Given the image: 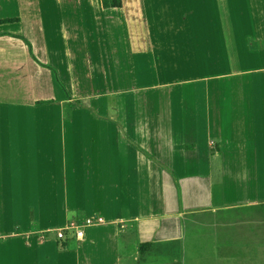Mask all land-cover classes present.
I'll return each instance as SVG.
<instances>
[{"label":"crops","instance_id":"0c3cea01","mask_svg":"<svg viewBox=\"0 0 264 264\" xmlns=\"http://www.w3.org/2000/svg\"><path fill=\"white\" fill-rule=\"evenodd\" d=\"M101 1L0 0V264L264 259V0Z\"/></svg>","mask_w":264,"mask_h":264},{"label":"rangeland","instance_id":"374dc122","mask_svg":"<svg viewBox=\"0 0 264 264\" xmlns=\"http://www.w3.org/2000/svg\"><path fill=\"white\" fill-rule=\"evenodd\" d=\"M62 1H63V5L64 6H67V7H69L71 4H73V5H76L77 4L78 5V3L75 2V0H62ZM229 1L230 0H221V6H220V10L221 11L223 10L224 12H228V13L229 12H237L239 14V17L240 18H241V15L242 14H245V12H252V11H255V10L258 11V9H259L260 12H262V3L261 2L253 3L252 1H250L249 3H247L246 0L243 1V2H241L240 0H234L233 2H235V3H231L230 4ZM175 4L176 3H174V5ZM233 4H234V7H231V9H230V6H232ZM132 6H134V5L133 4L131 5L130 10H133ZM209 6H210V4H206V7L207 8ZM207 12H209V11H207ZM242 17H243V15H242ZM210 20H212V19L209 18V21ZM130 21H131L132 26L135 27V29L137 28L139 30V27L142 28L141 22H140V24H138L135 18L132 19V20H130ZM161 21H162L161 22V25H164L165 24V20H161ZM181 21L178 22L177 20H175V24H174V28L175 29L176 28L177 29L178 28L179 29L182 28V29L185 30L186 24H182L181 25ZM196 21H198V22L197 23L195 22L193 24L192 23H189V27H186V28H189V30L191 32V35H193V36H196V34L199 33L198 30L200 28H202L201 27L202 25H200L201 24L200 22H202V21L201 20H196ZM151 22L154 23V19L151 20ZM171 24H170V26H171ZM154 25H156V22L154 23ZM205 25H208V24H205ZM208 26H206L205 29H204L205 30L204 32H205V34L207 36H209L208 35V33H209ZM157 27L158 26H156V28ZM165 31H166V29H165ZM155 33H157L156 35H162L158 31L155 32ZM182 33H183V31H181V32L178 31V37H176L174 39L176 42L180 41V37H181ZM200 34H201V32H200ZM165 36L171 38V37H174V36H177V35H175L174 33H171V31H170ZM153 37H155V36H153ZM137 40H138V42L140 44H144V42H145V35H144V32H143V28H142L141 37L139 39H137ZM159 41H161V40L159 39ZM172 55H173V58L174 59L182 60V58H179V56L181 55V51L176 50L175 52H172ZM175 61H177V60H175ZM197 75H198L197 72H192V74H190V76H193V77H195ZM0 78L3 79L1 76H0ZM0 87L5 88V87H7V85L4 82L3 83L1 82ZM2 88H0V92H1ZM89 103H90L89 101L88 102L85 101L84 103H82V107H79V108H85L83 110H86V111L90 112L91 106L89 105ZM68 104L69 105H73V106H77L76 105L77 102L76 103L70 102ZM63 105H65V104H63ZM63 117H66V115H64ZM57 122L58 123H61V117L57 120ZM254 218H258V216L255 215ZM206 229L209 230L211 228H206ZM212 229H213V232H214L215 231V228L212 227ZM190 230L191 231L189 233V236L187 235V237H186L183 245L181 246V253H182L181 254V264H198V254H197V246H198V243H197V240H198L199 234L203 236L204 233H205V231L203 230V228H200L198 230V232H197V222H196V220H194V224L191 226V229ZM191 238L193 239L194 242H192ZM260 244H261L260 245V248H259L260 254L258 253V250H256V253L255 254H259L261 256H264V236H262V238L260 240ZM148 256H147V258H144V261H142V263L141 262L139 263L137 261V264H147V262L150 259V258H148ZM253 257L256 258L255 255ZM225 264H228V263L225 262ZM254 264H264V259L257 258L254 261Z\"/></svg>","mask_w":264,"mask_h":264},{"label":"trees","instance_id":"16d2710c","mask_svg":"<svg viewBox=\"0 0 264 264\" xmlns=\"http://www.w3.org/2000/svg\"><path fill=\"white\" fill-rule=\"evenodd\" d=\"M101 6L103 9H118L122 7V0H102ZM78 107H82L81 103L77 102L76 104ZM135 147L141 151L144 155H146L149 159L154 160L153 157L148 155L144 150H142L139 146L135 145ZM153 244L151 243H145L139 245V254L140 259L139 262L142 263L144 261V257L148 255L152 249Z\"/></svg>","mask_w":264,"mask_h":264},{"label":"built area","instance_id":"2783aa9c","mask_svg":"<svg viewBox=\"0 0 264 264\" xmlns=\"http://www.w3.org/2000/svg\"><path fill=\"white\" fill-rule=\"evenodd\" d=\"M102 220L99 218H87L80 226H66L56 230L57 238L64 239L67 231H73L75 238L80 239L83 236V228L86 226H92L101 223Z\"/></svg>","mask_w":264,"mask_h":264}]
</instances>
